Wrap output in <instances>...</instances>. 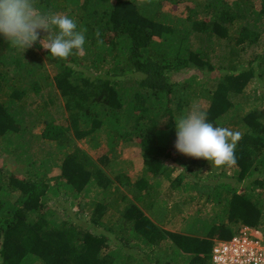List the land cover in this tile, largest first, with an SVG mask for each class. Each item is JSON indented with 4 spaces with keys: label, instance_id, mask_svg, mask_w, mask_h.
<instances>
[{
    "label": "trees",
    "instance_id": "16d2710c",
    "mask_svg": "<svg viewBox=\"0 0 264 264\" xmlns=\"http://www.w3.org/2000/svg\"><path fill=\"white\" fill-rule=\"evenodd\" d=\"M35 2L73 18L86 43L60 59L41 47L47 32L24 53L0 37V264H211L215 241L264 231V107L247 95L264 86V54L243 56L264 44V0ZM189 71L200 74L175 80ZM200 98L209 122L241 134L216 184L186 181L175 147V119ZM76 141L109 153L96 161ZM126 144L144 160L135 181L110 156ZM162 179L201 203L184 232L166 229Z\"/></svg>",
    "mask_w": 264,
    "mask_h": 264
},
{
    "label": "clouds",
    "instance_id": "9594fccd",
    "mask_svg": "<svg viewBox=\"0 0 264 264\" xmlns=\"http://www.w3.org/2000/svg\"><path fill=\"white\" fill-rule=\"evenodd\" d=\"M42 31L49 35L41 47L52 57L66 59L84 50L86 34L73 18L40 8L35 0H0V37L11 48L24 53L40 41ZM175 130V147L180 153L217 166L235 162L234 149L241 134L209 122L199 106L175 119Z\"/></svg>",
    "mask_w": 264,
    "mask_h": 264
},
{
    "label": "rangeland",
    "instance_id": "374dc122",
    "mask_svg": "<svg viewBox=\"0 0 264 264\" xmlns=\"http://www.w3.org/2000/svg\"><path fill=\"white\" fill-rule=\"evenodd\" d=\"M228 1H234V0H228ZM164 10L165 11H170V12H174L175 14L178 15H183V9L180 10H174L176 9L175 6L164 4ZM46 32H44L45 34ZM45 37H43L41 39V41L44 39ZM257 54H264V44L260 47H253L251 49H249L243 56H244V63L246 64L245 66H247V62L249 60H254V55ZM45 72L48 73L51 78L53 77L51 70L47 67L45 69ZM200 74V72H195V71H189L186 72L184 74L181 75H176L174 78L175 80H183L186 78H190L192 75L194 74ZM213 78V74L208 75V77ZM206 77V76H205ZM261 85V86H260ZM210 87H214V83L210 84ZM264 92V86L262 85L261 82L258 81V83H254V86L252 87L251 90H248V97H249V107L248 109H254V108H259L260 106L264 107V105L262 104L261 101H257L256 98H258L259 95H261ZM209 102L206 99H202L200 98V100L197 102V106H199L200 108H206L208 106ZM261 107V108H262ZM228 130L232 131V132H237L233 130V127L229 129V127L227 128ZM36 132L40 133V130L38 129ZM240 133V131H238ZM76 144L81 147L83 150H85L86 152L89 153V155H91L96 161H100V158H102L104 155L108 154L109 151L106 147L98 150V151H93L89 148V146L86 145L85 141H76ZM139 150H138V149ZM137 149V150H136ZM140 151V147L137 144H126L123 145L120 150H118V152H115L113 154H111L110 156H113V159H117L118 161H122V160H126L128 161L133 160L131 162L132 165L128 164L125 166L126 169H128V174L131 177V179L133 181L136 180L137 176H139L141 174V172L143 171V167H144V160L143 158L138 154V152ZM175 157H178L179 154L178 153H174L173 154ZM183 166L181 167L186 168V169H192L194 174H197L194 176L193 173H186L187 174V180H193L195 182H200L203 185L212 183V184H216L221 182V180L214 178L213 176L211 177V174H213V172H219L221 170L225 169L227 170L228 174L230 175L232 173V169L230 166V163L225 164V165H221L217 166L215 164H211L209 161L206 162H200V161H195V159L193 157L187 156V158L183 161ZM58 161H56L55 159L53 160H49V163L47 165L48 169L50 170L51 173V177H56L58 175H60V170L58 168ZM143 166V167H142ZM180 171H177L174 173V175H172V178L174 179L176 176H178ZM113 177V176H112ZM162 193L164 194L165 198L169 201V205L170 208L172 209V211H170L171 216H169V220L173 219L175 217V220L173 221V223L169 224L166 229L171 230V231H176V232H184L187 227L191 226L193 224V220L188 219L189 216L193 215L194 213H196V211L201 207V203L199 201L197 202H192L190 199H188V197H183L180 196V192H178L177 190L174 191V193L172 192L171 194L169 192L170 189V185H171V180L169 179H162ZM121 188L120 186H117V184H115L110 191H113L116 188ZM152 198H147L145 200V203L148 202H152ZM155 201V200H154ZM203 203V202H202ZM66 208H69L68 205H66ZM73 211H77V208H74ZM156 213L161 221L162 224H164L165 219H164V215L167 213V211H162L161 208H157L156 209ZM63 214V212H62ZM65 214V213H64ZM81 220H84V215L83 218ZM112 245H114L112 243Z\"/></svg>",
    "mask_w": 264,
    "mask_h": 264
},
{
    "label": "built area",
    "instance_id": "2783aa9c",
    "mask_svg": "<svg viewBox=\"0 0 264 264\" xmlns=\"http://www.w3.org/2000/svg\"><path fill=\"white\" fill-rule=\"evenodd\" d=\"M211 264H264V231L244 229L226 241H215Z\"/></svg>",
    "mask_w": 264,
    "mask_h": 264
},
{
    "label": "crops",
    "instance_id": "0c3cea01",
    "mask_svg": "<svg viewBox=\"0 0 264 264\" xmlns=\"http://www.w3.org/2000/svg\"><path fill=\"white\" fill-rule=\"evenodd\" d=\"M137 149H138V148H137ZM137 149H136V150H137ZM138 150H139V149H138ZM132 161H133V160H130V159H129L127 163H129L130 165H132V164H131ZM133 162H134V161H133ZM143 162H144V161H143ZM142 167H143V166H142ZM141 173H142V172H141ZM163 180H164V179H163ZM161 182H162V181H161ZM162 186H163V184H162ZM107 235H108L109 238L113 239V240H112V243L115 244V243H116V241H115V240H116L115 236H113L112 234H107Z\"/></svg>",
    "mask_w": 264,
    "mask_h": 264
}]
</instances>
